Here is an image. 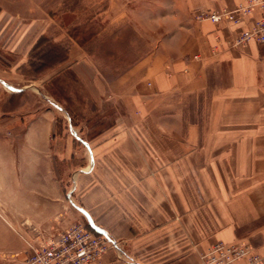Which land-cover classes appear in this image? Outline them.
Returning a JSON list of instances; mask_svg holds the SVG:
<instances>
[{"label": "crops", "instance_id": "obj_1", "mask_svg": "<svg viewBox=\"0 0 264 264\" xmlns=\"http://www.w3.org/2000/svg\"><path fill=\"white\" fill-rule=\"evenodd\" d=\"M247 1L185 0L194 19L173 35L169 52L159 46L138 64L126 117L82 141L71 207L117 244L94 264H200L216 242L240 241L238 206L264 189V44L214 52L217 32L237 34L250 20L227 28L196 16ZM49 27L0 9V117L13 125L24 107L13 95L26 92L12 89L16 72ZM67 54L64 64L83 72L85 51L75 43ZM200 96L207 101H186Z\"/></svg>", "mask_w": 264, "mask_h": 264}, {"label": "rangeland", "instance_id": "obj_2", "mask_svg": "<svg viewBox=\"0 0 264 264\" xmlns=\"http://www.w3.org/2000/svg\"><path fill=\"white\" fill-rule=\"evenodd\" d=\"M185 8V0H0V9L50 24L13 81L12 89L26 86L12 100L24 104L20 121L0 117V264H19L25 240H47L76 224L88 229L69 193L85 164L81 143L126 117L134 95L127 91L141 81L138 64L159 46L170 51V39L194 19ZM75 26L83 47L70 35ZM75 43L90 58L83 72L71 61L47 68ZM252 202L238 206V239L264 256V189Z\"/></svg>", "mask_w": 264, "mask_h": 264}, {"label": "built area", "instance_id": "obj_3", "mask_svg": "<svg viewBox=\"0 0 264 264\" xmlns=\"http://www.w3.org/2000/svg\"><path fill=\"white\" fill-rule=\"evenodd\" d=\"M245 19L250 20L249 27L237 34L224 37L217 32L214 35V52L241 49L251 42L264 44V0H248L232 9L209 10L196 16L197 21L208 20L227 28L239 26ZM25 243L19 264H93L109 249L117 248L116 242L105 235L95 234L81 224L73 225L53 238L25 240ZM200 264H264V256L249 242L218 241L201 254Z\"/></svg>", "mask_w": 264, "mask_h": 264}, {"label": "trees", "instance_id": "obj_4", "mask_svg": "<svg viewBox=\"0 0 264 264\" xmlns=\"http://www.w3.org/2000/svg\"><path fill=\"white\" fill-rule=\"evenodd\" d=\"M79 32H80V30H79L78 26H75L70 35L72 38L77 40L79 45H81L83 47L84 43H82L79 40V35H78ZM41 40H42V37H41ZM56 49H58V48L56 47ZM34 50H35V48H34ZM59 52L61 53V57L59 58V60L58 59L56 60L55 58H53V60H52V58H51V61H49L50 66L49 65L47 66L48 69L52 70L53 67L56 68V66H58V65H63L68 60V54L67 53H64L61 49H59ZM64 72H65L64 70H62L61 72H58L56 75L53 76V79L58 81V77L60 78V76Z\"/></svg>", "mask_w": 264, "mask_h": 264}]
</instances>
